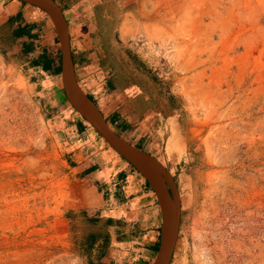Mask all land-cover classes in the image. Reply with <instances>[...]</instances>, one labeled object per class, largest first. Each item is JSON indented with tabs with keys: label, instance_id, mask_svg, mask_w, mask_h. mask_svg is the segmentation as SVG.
I'll return each instance as SVG.
<instances>
[{
	"label": "rangeland",
	"instance_id": "374dc122",
	"mask_svg": "<svg viewBox=\"0 0 264 264\" xmlns=\"http://www.w3.org/2000/svg\"><path fill=\"white\" fill-rule=\"evenodd\" d=\"M152 1L166 22L137 23L128 43L177 95L188 137L181 158L175 140L177 156L159 159L181 202L171 264H264V0ZM50 90L0 25V264L97 259L91 189L68 168L80 142L69 116L94 131L91 155L119 154Z\"/></svg>",
	"mask_w": 264,
	"mask_h": 264
},
{
	"label": "crops",
	"instance_id": "0c3cea01",
	"mask_svg": "<svg viewBox=\"0 0 264 264\" xmlns=\"http://www.w3.org/2000/svg\"><path fill=\"white\" fill-rule=\"evenodd\" d=\"M55 1L67 23L77 81L108 125L158 159L177 156L175 148L169 149L174 136L183 147L181 158L188 137L176 116L179 99L169 95V87L154 78L128 43L137 23L166 22L161 10L152 0ZM0 25L6 26L13 47L28 56L32 71L51 89V105L71 107L63 100L60 38L47 13L20 0H0ZM69 118L74 120L69 130L80 142L67 149L68 168L90 187L96 205L91 206L92 216L101 228L91 240L97 251L94 264H152L163 232L154 190L121 155H91L94 131L79 117Z\"/></svg>",
	"mask_w": 264,
	"mask_h": 264
},
{
	"label": "water",
	"instance_id": "95a60500",
	"mask_svg": "<svg viewBox=\"0 0 264 264\" xmlns=\"http://www.w3.org/2000/svg\"><path fill=\"white\" fill-rule=\"evenodd\" d=\"M20 1L44 10L57 29L61 49L62 89L69 104L97 131L112 149L139 171L154 190L162 210L163 232L160 247L152 264H171L181 224V202L175 178L158 158L117 134L100 115L97 107L83 91L75 76L67 23L62 9L56 1ZM90 106L97 109L99 118L91 112Z\"/></svg>",
	"mask_w": 264,
	"mask_h": 264
},
{
	"label": "bare ground",
	"instance_id": "6f19581e",
	"mask_svg": "<svg viewBox=\"0 0 264 264\" xmlns=\"http://www.w3.org/2000/svg\"><path fill=\"white\" fill-rule=\"evenodd\" d=\"M187 17H188V16H187ZM155 29H157V28H155ZM158 30H159V29H158ZM158 30H157V31H158ZM157 31H156V32H157ZM157 33H158V32H157ZM182 34H183V33H182ZM89 109L91 110V112H92L96 117L99 118V114H98V112H96V111H94L93 109H91V107H89ZM175 140H177V139H176V137H174V136L170 138V141H175ZM198 218H199V217H198Z\"/></svg>",
	"mask_w": 264,
	"mask_h": 264
},
{
	"label": "trees",
	"instance_id": "16d2710c",
	"mask_svg": "<svg viewBox=\"0 0 264 264\" xmlns=\"http://www.w3.org/2000/svg\"><path fill=\"white\" fill-rule=\"evenodd\" d=\"M63 98H64L63 100L67 102V99H66L65 95H63ZM134 169H135V168H134ZM147 184H148V182H147ZM148 185H149V184H148Z\"/></svg>",
	"mask_w": 264,
	"mask_h": 264
}]
</instances>
